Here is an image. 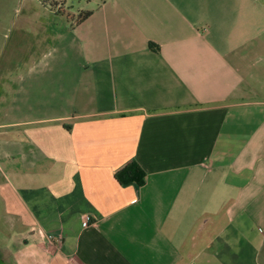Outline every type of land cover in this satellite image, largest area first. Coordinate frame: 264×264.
<instances>
[{
  "label": "crops",
  "instance_id": "obj_1",
  "mask_svg": "<svg viewBox=\"0 0 264 264\" xmlns=\"http://www.w3.org/2000/svg\"><path fill=\"white\" fill-rule=\"evenodd\" d=\"M0 207L16 264H261L264 0H18Z\"/></svg>",
  "mask_w": 264,
  "mask_h": 264
},
{
  "label": "rangeland",
  "instance_id": "obj_2",
  "mask_svg": "<svg viewBox=\"0 0 264 264\" xmlns=\"http://www.w3.org/2000/svg\"><path fill=\"white\" fill-rule=\"evenodd\" d=\"M78 8L85 6L87 0H66ZM18 6V0H0V23L10 22L13 9ZM5 9V12L2 10ZM14 234L12 222L6 220L3 209L0 207V264H16L17 254L15 253ZM261 264H264V248L261 255Z\"/></svg>",
  "mask_w": 264,
  "mask_h": 264
},
{
  "label": "trees",
  "instance_id": "obj_3",
  "mask_svg": "<svg viewBox=\"0 0 264 264\" xmlns=\"http://www.w3.org/2000/svg\"><path fill=\"white\" fill-rule=\"evenodd\" d=\"M89 16L90 12H83L79 16V20L83 21ZM115 176L118 182L121 184L136 183L138 186H142L144 185L146 175L137 162L132 161L120 169Z\"/></svg>",
  "mask_w": 264,
  "mask_h": 264
},
{
  "label": "built area",
  "instance_id": "obj_4",
  "mask_svg": "<svg viewBox=\"0 0 264 264\" xmlns=\"http://www.w3.org/2000/svg\"><path fill=\"white\" fill-rule=\"evenodd\" d=\"M86 224V223H85Z\"/></svg>",
  "mask_w": 264,
  "mask_h": 264
}]
</instances>
